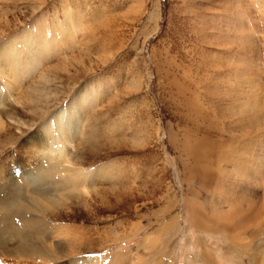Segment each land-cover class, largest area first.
<instances>
[{
  "label": "rangeland",
  "instance_id": "1",
  "mask_svg": "<svg viewBox=\"0 0 264 264\" xmlns=\"http://www.w3.org/2000/svg\"><path fill=\"white\" fill-rule=\"evenodd\" d=\"M0 86L8 173L53 172L2 214L71 239L3 264H264V0H0Z\"/></svg>",
  "mask_w": 264,
  "mask_h": 264
},
{
  "label": "bare ground",
  "instance_id": "2",
  "mask_svg": "<svg viewBox=\"0 0 264 264\" xmlns=\"http://www.w3.org/2000/svg\"><path fill=\"white\" fill-rule=\"evenodd\" d=\"M13 75H16V74H13ZM5 78H6V75H5ZM16 79H18V78L16 77ZM10 91L11 90L8 89V91L5 90L3 92V90H1V86H0V114L1 115H3L5 113L3 106H4V104H7L8 100L10 99V98H8V96L11 94ZM9 92H10V94H8ZM2 124L3 123H1V125ZM41 148L44 150V154L42 155V150L40 151V153H41L42 157H44V158H48V156L52 155L53 150H54V149H51L50 146L47 147L46 144L43 145ZM37 151H39V150H37ZM50 159H52V158L50 157ZM53 159H54V157H53ZM42 161H47V160L43 159ZM10 165H11L10 161L0 160V224H4V226H5V229L2 231L4 233L3 235H5V233L8 231L11 235L12 234L11 227L13 226L15 237L10 238V239H6L3 236L2 238H0V252L1 253L3 252L9 256H15V257L16 256L18 257L19 252H22L20 256H24L25 252L28 249L30 250L31 248H33V249L36 248V244L33 240L34 237H35V239H41V237H46L49 233L55 234V236L53 234L54 237H52V239L50 241V244H49L50 246H52L56 243L54 240L55 238H59L60 240L70 242L71 239L68 238L69 232L65 229H62L61 227H50V228H48L45 226V227H41V229H43V231H37L34 233L33 230L37 227L32 226V225L25 223V222L16 223L15 220L17 219V217L14 216V214H13V216L9 213L2 214L4 212L3 210L8 208L7 206H9L10 211L16 207H18L20 209L23 208V201L27 200V197L24 194H18L16 199H14L13 197H10L11 194H13L15 191L11 192L7 196V194H6L7 189L15 187V188L24 190V189H28V187L32 184L36 185L37 187H41L46 183V180L48 178L52 177V175H53L52 170L50 168L44 167V164H41V166L40 165L32 166V164H31V165H22V168L20 169V176L18 178L16 176H14L13 174L8 173V169H9ZM36 194H38V193L36 192ZM39 195H40L39 197H43V195H45V194L40 193ZM2 196H6L8 199L7 198L4 199ZM25 197H26V199H25ZM39 197H37V198L31 197V199L33 200L34 203L32 205L30 203L29 204H30V207L33 211H38L41 206L44 207V205H45L44 203H42L43 201L40 202L41 200L39 199ZM58 197L60 198L61 196L58 195ZM10 202L12 204H10ZM237 218H238V216H237ZM237 221H239V220H237ZM25 231H27V234L20 236ZM16 232H18L19 234H20V232H22V233L20 235H18V234H16ZM29 233H31V234H29ZM8 240L10 242H8ZM13 240H16V241H13ZM33 245L35 247H33ZM2 262L3 261L1 260L0 264L4 263V262L3 263Z\"/></svg>",
  "mask_w": 264,
  "mask_h": 264
}]
</instances>
